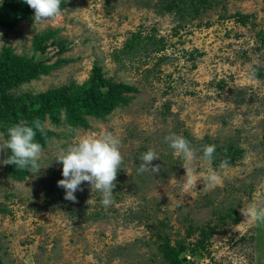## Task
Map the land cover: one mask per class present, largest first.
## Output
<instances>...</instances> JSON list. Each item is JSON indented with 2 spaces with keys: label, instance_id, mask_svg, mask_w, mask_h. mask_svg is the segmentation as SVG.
I'll list each match as a JSON object with an SVG mask.
<instances>
[{
  "label": "rangeland",
  "instance_id": "obj_1",
  "mask_svg": "<svg viewBox=\"0 0 264 264\" xmlns=\"http://www.w3.org/2000/svg\"><path fill=\"white\" fill-rule=\"evenodd\" d=\"M61 12L0 27V52L69 60L13 91L83 83L98 63L139 92L104 119L89 116L88 128L47 120L56 135L24 181L9 175L0 149L1 264H165L156 241L166 239L185 242V264H264V223L241 213L264 206V0H65ZM51 28L68 51L37 53L34 37ZM103 130L121 141L114 204L104 208L88 182L77 202L66 200L57 154ZM173 133L196 152L188 167L215 169L220 185H187L186 161L165 142ZM205 145L216 146L210 165ZM149 149L160 170L139 173Z\"/></svg>",
  "mask_w": 264,
  "mask_h": 264
},
{
  "label": "trees",
  "instance_id": "obj_2",
  "mask_svg": "<svg viewBox=\"0 0 264 264\" xmlns=\"http://www.w3.org/2000/svg\"><path fill=\"white\" fill-rule=\"evenodd\" d=\"M182 1H189L191 6L196 4V0ZM64 7L65 0H61V10ZM176 7L180 10L181 5L175 3L174 7L170 2L165 4V8L169 10H175ZM240 17L242 20L245 18L244 15ZM21 20L34 21V10L24 0L0 2V27H12ZM59 32L60 29L51 28L37 34L32 42L34 50L45 54L52 45L60 53L68 51V45L56 39ZM51 59L52 56L37 58L35 55H20L11 46H4L0 52V129L5 140L8 139L9 127L21 120H26L29 126L34 127L33 122L39 120L44 133L34 127L35 141L44 147L56 135L54 130L45 126L47 120L56 126L65 121L72 128H88L89 116L104 119L117 107L128 104L131 100L129 94L139 92L137 86L107 77L103 66L98 63L94 64L91 74L83 83L71 81L38 93L13 91L41 75H49L55 68L69 61L57 58L51 62ZM8 155L10 150L5 151L6 159ZM6 167L9 175L16 181H24L30 174L29 170L17 169L12 164H6ZM156 244L157 252L165 264H185L186 258L182 254L186 244L183 240L173 242L166 239L156 241Z\"/></svg>",
  "mask_w": 264,
  "mask_h": 264
},
{
  "label": "clouds",
  "instance_id": "obj_3",
  "mask_svg": "<svg viewBox=\"0 0 264 264\" xmlns=\"http://www.w3.org/2000/svg\"><path fill=\"white\" fill-rule=\"evenodd\" d=\"M24 2L34 10V22L40 23L46 20H55L62 15L61 0H24ZM34 127L42 134L44 128L39 120H35ZM33 126H29L26 120L8 128V139L0 143V149L10 150V155L3 161L4 164L15 165L21 170H39L38 161L43 152V147L35 141L36 131ZM165 142L181 155L186 161L183 165L186 168V183L196 187L197 181L204 180L209 189L220 185L222 180L217 171L208 168L206 175H200L188 167L196 160V152L190 142L181 135L169 134L165 137ZM121 141L112 133L103 130L100 133H91L81 137L75 144L61 150L56 160L62 163L63 179L57 184L65 190V199L77 202L75 193L81 188L82 183L88 182L91 189L102 194L101 204L108 208L114 204L113 189L116 186L117 173L121 169L123 156L120 151ZM215 145H205L203 147L202 159L209 165L215 155ZM159 159L158 154L149 149L140 157L142 161L138 172L157 173L159 165H153L152 161ZM221 168L228 167V160L221 161ZM242 215L250 217L253 222L264 223V206L250 205L247 209H241Z\"/></svg>",
  "mask_w": 264,
  "mask_h": 264
}]
</instances>
